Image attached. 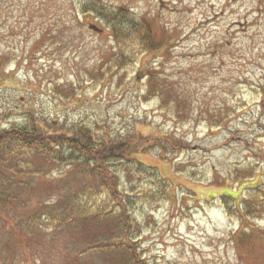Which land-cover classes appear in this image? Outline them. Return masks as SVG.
Returning <instances> with one entry per match:
<instances>
[{"label": "rangeland", "instance_id": "rangeland-1", "mask_svg": "<svg viewBox=\"0 0 264 264\" xmlns=\"http://www.w3.org/2000/svg\"><path fill=\"white\" fill-rule=\"evenodd\" d=\"M94 1L152 20L166 50L108 73L117 46L83 14ZM0 57V125L35 113L105 138L158 139L149 167L119 170L136 259L264 264V0H0ZM70 169L49 168L46 182ZM45 176L30 183V205L0 208V264H112L108 247L84 254L75 229L28 232L57 198Z\"/></svg>", "mask_w": 264, "mask_h": 264}, {"label": "trees", "instance_id": "trees-1", "mask_svg": "<svg viewBox=\"0 0 264 264\" xmlns=\"http://www.w3.org/2000/svg\"><path fill=\"white\" fill-rule=\"evenodd\" d=\"M84 10L83 14L95 13L106 24L117 46L107 63L108 73L126 68L140 51L147 54L166 50L163 34L158 33L150 19L134 18L124 7L110 9L99 1L86 3ZM4 66L5 61L0 57V68ZM28 121L24 125H0V208L5 211L17 207V203L26 205L30 183L39 174H45L43 185L57 188V198L44 204L42 211L47 218L36 217L35 212L28 217L30 222L26 225L30 234L36 232L35 225L64 233L72 228L77 231L84 254L91 248L101 252L108 247L113 253H110L112 264H144L143 258H135L131 204L121 189L119 170L130 163L149 167L145 160L158 145V139L142 134L123 139L108 135L105 138L90 127L67 128L59 120L38 118L35 113ZM65 163L71 166L69 173L55 183H47L48 169ZM99 197H103L101 202ZM225 197L234 198L230 194ZM97 227L109 231L97 235L93 231Z\"/></svg>", "mask_w": 264, "mask_h": 264}, {"label": "water", "instance_id": "water-1", "mask_svg": "<svg viewBox=\"0 0 264 264\" xmlns=\"http://www.w3.org/2000/svg\"><path fill=\"white\" fill-rule=\"evenodd\" d=\"M90 28L95 31V32H98V33H101L103 32L102 29L98 28L96 25H91Z\"/></svg>", "mask_w": 264, "mask_h": 264}]
</instances>
